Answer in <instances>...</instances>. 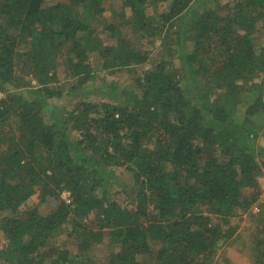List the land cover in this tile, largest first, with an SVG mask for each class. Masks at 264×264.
<instances>
[{
  "label": "trees",
  "instance_id": "1",
  "mask_svg": "<svg viewBox=\"0 0 264 264\" xmlns=\"http://www.w3.org/2000/svg\"><path fill=\"white\" fill-rule=\"evenodd\" d=\"M196 1L124 0L131 16L122 23L135 36L164 42ZM103 3L0 0V91L8 92L0 99V228L7 241L0 264H97L88 253L106 234L115 246L109 264H144L143 255L151 264H213L236 240V227L222 222L260 197L245 188L258 190L264 172V146L256 144L264 134V0H235L225 15L208 8L192 19L186 38L194 47L176 70L158 55L151 60L144 43L118 36V44H105L91 22L105 23ZM106 27L117 30L112 21ZM24 43L30 46L20 52ZM92 54L110 58L105 68L150 60L153 67L126 104L83 100L64 111L70 124L49 122L47 100L65 93L58 71L73 78L70 89L83 86L95 77ZM21 61L38 78L35 96L7 89L22 86ZM181 70L203 80L195 97ZM255 78L261 80L247 88ZM213 91L218 96L202 105ZM115 165L134 179L112 193L108 168ZM38 190L48 212L22 210ZM69 223L77 252L56 243Z\"/></svg>",
  "mask_w": 264,
  "mask_h": 264
},
{
  "label": "rangeland",
  "instance_id": "2",
  "mask_svg": "<svg viewBox=\"0 0 264 264\" xmlns=\"http://www.w3.org/2000/svg\"><path fill=\"white\" fill-rule=\"evenodd\" d=\"M58 1L67 0H47V3H56ZM103 1V6H105V23H99L96 19H93L91 22L93 24V29L97 30L105 44H118V38L120 36L129 40V42L135 46L144 43L150 51L151 60L157 57V55L161 58L170 60L169 66L173 70H176L179 67L182 68L183 60L186 59V53L193 50V41L190 38H186L188 34L193 32V29L189 30V26L192 28V24H190L191 20L197 17L200 13L211 8L218 10L221 15H225L231 5V3H225L224 1L226 0H198L189 11V14L187 13L175 22L174 27H171L168 31V37L162 42L160 38H153L151 36L140 38L139 35L135 36L131 28L122 23L124 22L125 17L128 19L131 16V9L124 5V0ZM166 7V5L163 6V8ZM158 9L160 10L162 7L160 6ZM83 10L84 9H81L80 11L82 12ZM153 10L154 8L149 10V12ZM111 21L117 25V30H112L106 27ZM116 32H119V35ZM259 36V43L263 44L264 30ZM29 46L28 43L22 44L20 52L26 51ZM91 61L95 71V77L89 83L75 89H70V86L74 82L73 78L68 75L65 68H60L58 71V77L60 80V86L65 93L62 96H56L47 100L43 109V117L46 118V120L49 122L56 121L57 123H64V125L70 124L66 122L69 120L65 119L66 116H64V111L71 110L74 105L83 100L126 104L128 98L131 97V94H133V92H138L137 79L140 78L147 69L153 67L149 61L145 64L126 68L114 66V64L111 67L105 68V62H110V58H100L97 54H92ZM186 71L183 70L182 72L181 70V75L186 73V75L184 74L185 77L182 76V84L187 87L186 90H188V95L195 97L198 91L197 87L200 85V82L201 84L203 83V80L198 76L197 78H193L191 75L192 73ZM17 74L21 78L20 82L22 86L17 87L14 85H7L8 91L23 93L25 96L29 97L35 96L32 91L40 85L38 78L35 74L31 73L27 67H25L23 61L18 64ZM253 80L259 82L261 78L251 79L250 82L246 84L247 88L253 86ZM204 90L208 91V87L202 90L203 95L207 93ZM253 90L255 92L252 93L251 96H255L259 93V89L255 88ZM7 93L8 92L6 91H0V99L4 98ZM210 96V99L208 97L202 99V105L204 102L206 104L210 103L211 100L218 96V92L215 93L213 91ZM261 121L264 122V115L261 117ZM69 131L72 137L77 136L75 130L69 129ZM256 144L258 146H264L263 133L258 137ZM108 169L114 173V175H111L112 177L110 176L113 183L111 182L109 185L112 193L121 190V188L126 186L127 183L129 184L133 182L134 176L132 172L128 171L124 166L115 165ZM259 182L260 188H258V190H255L252 187L245 188L247 193L253 191L256 193L260 192L259 199L247 210H236L234 216H232L229 222L220 221L222 222L223 228L226 230L234 226L236 227L234 234L236 240L231 245H224L218 250V253L212 261L213 264H224L226 261L225 258H229L228 260L232 264H264V172L259 176ZM69 195V191L63 192V197L67 200L70 198ZM124 200L126 201V199L123 198L121 202H124L125 204ZM34 205L38 207L42 214H46L49 210L47 205H45V202L41 201L40 190L30 197V199L21 206V209L25 210L27 207ZM71 226L72 224L69 223L61 228L56 236V243L77 252L78 247L74 244L75 239L69 234V231H71L72 228ZM260 240L263 241L259 243ZM6 243L7 241L4 237V233L0 228V248L4 247ZM114 248L115 246L113 247L110 243V236L106 234L102 241L91 247L88 254L97 261V264H109L110 254ZM141 260L144 264H151L148 255L141 256ZM46 264H51L50 259H46Z\"/></svg>",
  "mask_w": 264,
  "mask_h": 264
},
{
  "label": "crops",
  "instance_id": "3",
  "mask_svg": "<svg viewBox=\"0 0 264 264\" xmlns=\"http://www.w3.org/2000/svg\"><path fill=\"white\" fill-rule=\"evenodd\" d=\"M197 1H198V0H197ZM197 1H196V2H197ZM234 1H235V0H226V1H224V2H225V3H231V5H232V4L234 3ZM196 2H194V4H195Z\"/></svg>",
  "mask_w": 264,
  "mask_h": 264
},
{
  "label": "built area",
  "instance_id": "4",
  "mask_svg": "<svg viewBox=\"0 0 264 264\" xmlns=\"http://www.w3.org/2000/svg\"><path fill=\"white\" fill-rule=\"evenodd\" d=\"M68 201H70V199H68Z\"/></svg>",
  "mask_w": 264,
  "mask_h": 264
}]
</instances>
